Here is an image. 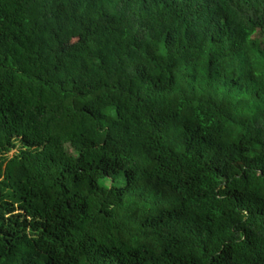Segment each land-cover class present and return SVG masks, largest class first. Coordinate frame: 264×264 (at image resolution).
<instances>
[{
  "label": "trees",
  "instance_id": "16d2710c",
  "mask_svg": "<svg viewBox=\"0 0 264 264\" xmlns=\"http://www.w3.org/2000/svg\"><path fill=\"white\" fill-rule=\"evenodd\" d=\"M17 140L0 264H264V0H0Z\"/></svg>",
  "mask_w": 264,
  "mask_h": 264
},
{
  "label": "rangeland",
  "instance_id": "374dc122",
  "mask_svg": "<svg viewBox=\"0 0 264 264\" xmlns=\"http://www.w3.org/2000/svg\"><path fill=\"white\" fill-rule=\"evenodd\" d=\"M66 147V150L69 152V153H72V154H77V151L71 146V144L67 143L65 145ZM22 150V146H21V142L19 140L16 141V145L15 147H13L11 149V151L7 152V153H0V162L3 161V158L4 157H13L17 154H19ZM103 184H110V180H107V181H101Z\"/></svg>",
  "mask_w": 264,
  "mask_h": 264
}]
</instances>
